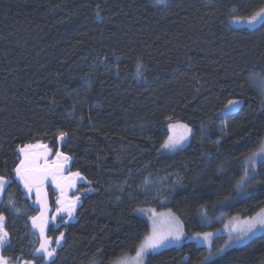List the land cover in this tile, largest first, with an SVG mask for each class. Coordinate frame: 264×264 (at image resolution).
<instances>
[{"label": "trees", "instance_id": "obj_1", "mask_svg": "<svg viewBox=\"0 0 264 264\" xmlns=\"http://www.w3.org/2000/svg\"><path fill=\"white\" fill-rule=\"evenodd\" d=\"M260 9L264 0H0L5 196L32 208L15 169L19 148L37 143L70 156L68 171L88 182L79 190L93 189L75 222L63 217L48 229L53 240L65 238L48 264H114L136 253L151 232L138 212L149 201L150 177L178 178L166 201L152 206L173 212L188 236L218 231L222 224L208 221L222 215L249 218L264 209V162L250 181L254 190L228 203L246 158L264 141V108L252 84L264 78V22L234 28L229 21ZM230 100L242 106L227 114ZM173 124L192 135L166 153ZM49 193L56 209L50 186ZM0 216L6 257L31 260V215L0 204ZM226 243V236L212 248L186 240L150 253L146 264H264V234L222 253Z\"/></svg>", "mask_w": 264, "mask_h": 264}, {"label": "rangeland", "instance_id": "obj_2", "mask_svg": "<svg viewBox=\"0 0 264 264\" xmlns=\"http://www.w3.org/2000/svg\"><path fill=\"white\" fill-rule=\"evenodd\" d=\"M259 23L260 22H257L255 24H250L247 22V20L234 19V18L230 19L229 21V24L234 28H239L241 26L255 27ZM252 84L254 86H258V89L260 91L259 93L261 96L262 107L264 108V78L261 76H254V78L252 79ZM238 102H239V106L237 107L236 110H238L242 106L241 101ZM234 111L231 112L225 111V113L228 114ZM169 132H170V137H173L174 140L178 141V143L176 144L175 148L164 146L163 151H165L166 153H174L177 152V150H180L183 147H185L190 141L192 135V129L185 124L170 125ZM37 144L46 145L48 149H50L47 160L39 161L40 167L43 169L45 167L50 168L53 165H55V162L57 161V157L56 154L52 151V149L47 144L44 143H37ZM262 148H264V141L258 150H256L248 158H246L245 160V165L247 167L246 173L244 177L241 180H239L235 186L237 192L236 197L230 198L228 200V203H232L250 194L254 190L250 186V181L257 174V166L261 162H264V152H262ZM60 162L61 161H59V163ZM69 163L72 164V160H70ZM74 173H78V172L68 171L64 174L55 175L53 177V180L48 186L47 185L39 186V196L37 195V187H31V189L25 187L24 181L21 180L20 176L16 174L15 178L20 182L22 190L24 191V195L26 198L29 199L30 205L32 206V208L26 210L18 204L15 197L5 196L7 185L10 182L9 180H6L7 184L5 185V189L2 193H0V204L6 208H10L12 213L17 217L31 215L29 218L27 229L32 239V249H31L32 253L31 252L30 253L33 255L31 256L32 257L31 260L20 259L17 260L16 262H12L11 259L7 258L5 255V247L9 243V236H8V241L6 242V244L3 247H0V256L5 258L8 264H48L55 260L58 254V250L62 248L64 244L65 238L64 235L62 239L60 236L57 239V241L59 240V243H57V241L53 240L48 236V229L51 226H54L56 228L59 227L61 224L59 222V219L63 217L66 218L65 223L75 222L77 220L76 213L78 211V208L82 204V198L85 197L87 194L93 192L92 188H89L84 191L79 190V186L82 183L88 184V182L80 173L79 176H73ZM177 179L178 178L176 177V175L169 174V176L166 175L163 177H156V178L150 177L147 181L146 195L148 196L149 201L147 202V204L144 205V207H141L140 210L138 211L139 214L148 218L150 222L151 232L147 237L152 235L154 228L160 232H166L170 227H174L177 221L179 222V225L182 229V236L179 240H176L173 237H169V239L160 248L156 250H148V252L143 256L142 264H146V260L150 253L157 252L168 247L180 246L186 240L194 241L201 246L212 248L216 238H218L219 236H226L227 247H224L222 251V253L223 252L225 253L229 248L243 245L252 238H254L255 236L264 234V227L260 225H257L255 231L253 233H249L247 236H245L242 231L246 227V222L250 223L253 218L264 216V209H263L255 216L249 218H243L239 216L226 218L225 215H222L219 218L213 220V222L208 221L209 225H212L215 222L222 224V228L219 229L218 231L207 233L210 234L207 237H205L206 233H199L196 235L188 236L185 232L183 223L173 212L171 211L160 212L154 209V207L152 206L158 198L162 197L160 199L161 202L166 201L163 195L172 187V183H175ZM49 186L52 187L53 191L56 193V201H57L56 209H53L50 205ZM72 202H75V209L71 212V215H69V212L65 211V209L68 208ZM42 215H43V221L45 222L43 236H41L40 229L38 227H35L33 223V218H39ZM206 220L207 219L205 218L202 221L205 226L208 225L206 223ZM5 223L6 220L4 218V230H5ZM36 223L37 224L41 223V220L37 219ZM238 237L240 239H237ZM44 239H47L49 241L48 244L49 249L54 250V255L51 259H49L43 252L37 251V249H39L40 243L43 242ZM145 240L143 241V243L145 242ZM136 254L137 252L134 254L125 255L120 259H118L117 261H115L114 264H141Z\"/></svg>", "mask_w": 264, "mask_h": 264}, {"label": "snow or ice", "instance_id": "obj_3", "mask_svg": "<svg viewBox=\"0 0 264 264\" xmlns=\"http://www.w3.org/2000/svg\"><path fill=\"white\" fill-rule=\"evenodd\" d=\"M247 22L250 24H255L257 22H264V9H260L255 12L250 18L247 19ZM239 106L238 101L230 100L226 106L225 111L231 112L237 109ZM63 133H61V139L63 138ZM178 141L174 140L173 137H169L168 141L164 145L165 147L175 148ZM39 150V151H38ZM19 154L22 156V159L19 161V167L15 169V172L20 176L21 180L24 181L25 187L31 189L33 186H37V195L39 196V182L42 181L43 175H47V168H41L39 165L40 160H47L50 149L46 145L42 144H25L23 147L19 148ZM264 152V148H262ZM57 161L55 162V167L57 170L62 169L63 165L59 163L61 158L64 162H67L69 159L62 155V153H56ZM73 176H79V173H74ZM7 181L5 178L0 177V193L5 189ZM78 199V198H77ZM75 209V202H72L65 211L71 212ZM41 220V223L37 224L36 220ZM33 223L35 227L40 229L41 236L44 235L45 222L43 221V215L39 218H33ZM260 225L264 227V216L258 218H253L252 221L246 222V227L242 230L243 234L247 236L249 233H253L256 229V226ZM210 234H205V237ZM182 236V229L177 221L174 227H170L166 232H160L154 228L152 235L146 238L145 242L140 246L137 251V258L142 264L143 256L148 252V250H156L160 248L164 243L173 237L176 240H179ZM63 234H61V239ZM237 239H240L239 237ZM8 241V233L4 230V217L0 216V247H3ZM59 243V240L57 241ZM49 241L44 239L40 243L39 249L37 251L43 252L49 259L54 255V250H50L48 247ZM227 247V245H225ZM223 251V250H221ZM0 264H8L7 260L0 256Z\"/></svg>", "mask_w": 264, "mask_h": 264}, {"label": "water", "instance_id": "obj_4", "mask_svg": "<svg viewBox=\"0 0 264 264\" xmlns=\"http://www.w3.org/2000/svg\"><path fill=\"white\" fill-rule=\"evenodd\" d=\"M63 140H64V138H63L61 141H63ZM62 155L65 156V157H68V158H69V159L67 160V162H64L63 159L61 158V160H60V161H61L60 164L63 165L62 169L57 170L56 167H55V165H53V166L50 167V168H47V175L41 174V175H43V179H42V181L39 182V186H40V185H41V186H45V185L50 184L51 181L53 180V177H54L55 175H58V174H64V173H66V172L70 169L71 164L69 163V161L71 160V157L68 156V155H65V154H63V153H62ZM33 187H37V186H33Z\"/></svg>", "mask_w": 264, "mask_h": 264}, {"label": "bare ground", "instance_id": "obj_5", "mask_svg": "<svg viewBox=\"0 0 264 264\" xmlns=\"http://www.w3.org/2000/svg\"><path fill=\"white\" fill-rule=\"evenodd\" d=\"M63 138H64V137H63ZM63 138H62V139H63ZM62 139L60 138V143H62V142H63V141H61Z\"/></svg>", "mask_w": 264, "mask_h": 264}]
</instances>
